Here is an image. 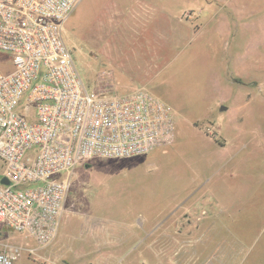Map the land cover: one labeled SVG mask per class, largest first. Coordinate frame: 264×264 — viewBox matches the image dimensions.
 I'll list each match as a JSON object with an SVG mask.
<instances>
[{"label":"rangeland","instance_id":"rangeland-1","mask_svg":"<svg viewBox=\"0 0 264 264\" xmlns=\"http://www.w3.org/2000/svg\"><path fill=\"white\" fill-rule=\"evenodd\" d=\"M63 37L90 89L145 86L168 102L176 139L78 164L47 248L31 253L0 224L1 241L24 245L14 264H208L243 249L252 261L264 245V0H81Z\"/></svg>","mask_w":264,"mask_h":264},{"label":"built area","instance_id":"built-area-1","mask_svg":"<svg viewBox=\"0 0 264 264\" xmlns=\"http://www.w3.org/2000/svg\"><path fill=\"white\" fill-rule=\"evenodd\" d=\"M80 1L0 0V224L31 253L55 243L78 164L176 139L174 109L145 86L85 83L63 37ZM23 249L0 240V264Z\"/></svg>","mask_w":264,"mask_h":264},{"label":"crops","instance_id":"crops-1","mask_svg":"<svg viewBox=\"0 0 264 264\" xmlns=\"http://www.w3.org/2000/svg\"><path fill=\"white\" fill-rule=\"evenodd\" d=\"M142 16L143 17H147V14H148V10H147V6L143 5L142 6ZM206 203H209V198H206ZM194 215H196V212L193 213ZM188 215V214H186ZM191 215V214H190ZM191 219H193L194 221H198L199 220V217L195 216V217H192ZM200 228H197L195 227L194 229H192V231H196ZM141 245H144V244H141ZM144 247L148 248L149 246L148 245H144ZM257 247L256 243L254 242V244L252 245V249H255ZM261 250V252H259L258 254H256V256L254 257V259L252 261H249V256H250V252L251 250H245L243 249L242 252H244V254L241 256L240 260L237 261V262H233V261H228L226 259H217V258H213L212 256H210V259L208 260V264H264V245L262 247H259ZM245 250V251H244ZM86 251V250H85ZM247 251V253L245 254V252ZM63 255V254H62ZM64 256V255H63ZM78 256H80V252L79 250H77V253H76V258H78ZM142 256H147L145 258V260H141V264H165V262L163 260H160V259H149L148 255H142ZM74 262H77L79 264H88L87 261H82L80 259H76V261ZM181 261L179 262H175L173 261L172 263L173 264H180ZM126 264H130V263H126ZM188 264H189V261H188Z\"/></svg>","mask_w":264,"mask_h":264},{"label":"water","instance_id":"water-1","mask_svg":"<svg viewBox=\"0 0 264 264\" xmlns=\"http://www.w3.org/2000/svg\"><path fill=\"white\" fill-rule=\"evenodd\" d=\"M2 182H4V183H8V180H7L6 178H4V179L2 180Z\"/></svg>","mask_w":264,"mask_h":264}]
</instances>
